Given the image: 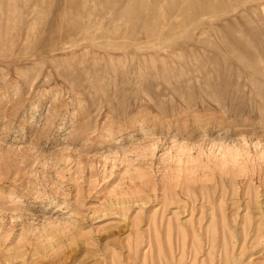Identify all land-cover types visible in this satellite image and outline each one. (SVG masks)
I'll return each mask as SVG.
<instances>
[{
	"label": "rangeland",
	"instance_id": "obj_1",
	"mask_svg": "<svg viewBox=\"0 0 264 264\" xmlns=\"http://www.w3.org/2000/svg\"><path fill=\"white\" fill-rule=\"evenodd\" d=\"M0 264H264V0H0Z\"/></svg>",
	"mask_w": 264,
	"mask_h": 264
}]
</instances>
